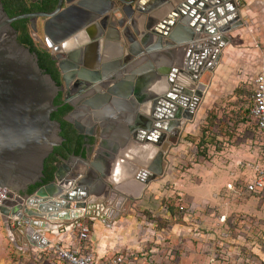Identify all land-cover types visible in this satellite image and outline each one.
Segmentation results:
<instances>
[{
    "label": "rangeland",
    "instance_id": "obj_1",
    "mask_svg": "<svg viewBox=\"0 0 264 264\" xmlns=\"http://www.w3.org/2000/svg\"><path fill=\"white\" fill-rule=\"evenodd\" d=\"M22 1L26 6L34 2ZM113 3L109 19L120 5L116 0ZM235 7L239 24L225 32L229 39L219 48L211 69H201L206 54L192 80H187L179 71L187 65L188 57L177 58V63L173 59L176 72L172 82L199 90L201 95L190 116L181 119L176 134L163 131L158 145H149L138 158H125L129 165L110 186L119 185L124 173H129V178L137 175L136 171L146 168L159 152L157 174L142 182L134 180L127 196L86 201L80 216L90 227V233L80 241L85 250L90 251L103 236L108 247L114 243L124 247L108 252H122L152 264H189L190 259L197 264L207 260L208 264L216 260L217 264H264V188L252 194L242 189L259 141L248 107L252 79L258 72L264 74V0H237ZM44 20H27L26 29L36 48L59 54L56 65L65 54L47 47ZM201 38L203 34L198 42ZM163 43L169 42L165 39ZM146 44L149 47L154 41ZM188 46L175 48L186 53ZM130 60L135 66L141 58L132 56ZM135 80L136 76L132 77ZM171 84L165 82L154 93L160 95ZM147 114V110L142 113ZM3 219L0 216V264H59L45 247L38 251L28 245L14 248ZM12 235L16 245L22 244L17 230Z\"/></svg>",
    "mask_w": 264,
    "mask_h": 264
},
{
    "label": "water",
    "instance_id": "obj_2",
    "mask_svg": "<svg viewBox=\"0 0 264 264\" xmlns=\"http://www.w3.org/2000/svg\"><path fill=\"white\" fill-rule=\"evenodd\" d=\"M113 1L56 0L50 12L36 11L12 17L6 15L0 2V186L21 197V199L16 198L15 206L9 208L8 217L13 219L14 228L26 231L24 234H27L31 228L44 233L55 230L62 224H67L76 217L79 208L85 207L87 194L84 191V183L76 180V174L72 177L54 176L50 182L42 184L31 194H26L28 186L42 181L43 160L51 152L52 147L58 145L61 140L58 135L59 123L49 117L50 113L56 110L52 100L58 90V84H55L50 75L37 65L36 55L31 49L23 27L12 28L11 23L19 19H27L33 23L37 17L44 18L42 32L46 45L53 50H58L59 53H61L58 48L60 45L62 46L79 35L82 36L84 41L65 51L64 58L71 62L69 66L81 65L85 73L91 75L89 78L94 77L92 81L100 83L110 77L107 72H113L112 75L116 77L122 74L119 72L123 65L121 60L131 61L132 56H139L143 51L146 53L159 45V39H157L149 48L146 46L145 50L139 51L132 49L136 48L134 44L132 48L130 46L128 55L124 53L123 38L129 37L128 27L124 25L125 19H129L134 12L140 15L146 14L163 3H168V0H156L149 6L143 7L144 0H116L120 7L115 8L114 11L118 13L121 11L123 18L115 21L107 16L108 11H112L115 6ZM195 3L196 0H183V3L177 6L174 13L180 16L181 22L186 23L190 19V12L187 15L184 12ZM203 9L200 3L194 5L192 12H198L190 19L191 23H196L194 30L214 33L216 37L213 39L215 40L219 36L216 34H221L224 30L231 28L221 20L216 21L217 16L214 19L204 16ZM171 15L166 17L161 25H156L150 33L164 36L169 42L165 43L167 46L177 45L173 38L174 30H168ZM133 20L130 21L131 26H133ZM55 31L57 34H53ZM149 37L150 35L147 34L142 36L141 44L145 46ZM213 39H209L210 45L213 44ZM100 41L101 47H99ZM225 41L226 38L220 37L218 47ZM206 53L203 50V59ZM214 54L213 61L215 62L219 53ZM58 58L59 54L51 56L53 61H57ZM63 63L65 62L61 58L57 66L64 73L65 64ZM132 65L130 63V66ZM112 67L114 69L110 71ZM207 67L208 65L205 64L201 69ZM141 68H146V66L132 69L130 75L142 73ZM159 72L147 73L149 75L148 89L144 99L139 101V103L143 101L145 107L141 110V104L138 103L140 105L138 113H135L134 119L129 121L135 149L129 155L126 153L124 155L126 157L135 156L137 150H147L149 145H158V137H163V131L169 132L170 135L175 133L181 119L190 116L197 98L201 95L199 90L192 91L173 83L176 72L174 68ZM179 73L185 75L180 71ZM125 82L120 81L119 84H125ZM165 82L172 83L171 87L160 95L154 93L158 88L161 89ZM115 85L112 84L106 88L105 98L111 101L117 98L113 92ZM149 99H151L150 105L148 104ZM102 104L100 109L104 110L107 104L104 102ZM144 110L148 111L145 116L142 115ZM97 122L103 127L111 123V116L105 113L102 118L97 119ZM69 123L78 133H81L75 122L69 121ZM80 160L83 159L80 158ZM121 161L123 160L119 159L114 162L111 177L114 176L115 167L119 168V174L122 173ZM159 163L160 153L157 152L147 169L152 171L154 166V173H156L159 171ZM139 172L143 173V170L139 169ZM137 180H139L138 176ZM5 213H7L6 207L0 206V214L5 215ZM43 219L46 221H42ZM26 237L29 238L27 235Z\"/></svg>",
    "mask_w": 264,
    "mask_h": 264
},
{
    "label": "flooded vegetation",
    "instance_id": "obj_3",
    "mask_svg": "<svg viewBox=\"0 0 264 264\" xmlns=\"http://www.w3.org/2000/svg\"><path fill=\"white\" fill-rule=\"evenodd\" d=\"M125 40H127V37ZM125 53L127 54V52ZM51 56L49 54L50 60ZM202 56L203 53L200 55L201 61L203 60ZM121 61L123 65L120 67L119 72H122V74L116 77L114 74L112 75L113 72H107V75H110V77L107 80L101 81L97 90H95L97 82L91 80L94 77L89 78L91 75L85 73L81 65L78 64L76 67L73 65L69 66L71 62L63 58V62H65L63 63L65 64L63 73L58 69L57 64L55 65V61H53L54 67L57 69V75L52 80L55 84H58V90L52 100V104L56 106V110L51 112L49 117L51 120L59 123L58 135L61 140L58 145L52 147L51 152L43 160L42 179L51 170V179L48 182L53 180L54 176L72 177L74 174H76L75 177L78 182L80 180L82 183L90 182L91 179L89 178H91L92 173L89 171L84 175H79L78 169L83 162L87 161L88 155H92L93 152L97 155V161L94 162V166L98 167L97 175L101 179H108L111 175L113 160L116 159L115 152L109 150H128L130 149L129 147L135 149V143L131 135L132 132L129 129V121L130 119H134L135 113H138V108L141 107V110L144 108L143 101L141 103L139 101L143 100L146 96L149 75L143 72L130 75V71L133 69L130 66L131 61L128 59ZM200 63L197 64V67ZM197 67L194 68L196 69L194 73L197 72ZM113 69L114 67L110 71H113ZM134 76H136V80L132 81V77ZM120 81L126 82L125 84H119ZM112 84H116L113 87V92L117 96V98H113V101L105 98V93L107 94L106 88L109 85L112 86ZM110 95H112V92H110ZM102 102L107 104L104 110L100 109L103 105ZM61 109H63V112L60 114ZM105 113L111 116V123L102 127L97 122V119L102 118ZM68 120L72 122L76 120L75 123L78 126L80 125L81 133H78ZM103 143V148H106L108 151L103 150ZM143 151L145 150H137L134 158L142 155ZM102 157L107 159H103ZM80 158L83 160H80ZM121 162L124 164V166L121 165L123 172L129 163L124 160ZM124 187L129 189L131 186L127 183ZM95 189V186L90 188L85 187L84 191L87 194V201H94L98 198L97 193L100 190ZM110 189L111 194H109V198L112 200L118 195V192L113 190L112 187Z\"/></svg>",
    "mask_w": 264,
    "mask_h": 264
},
{
    "label": "crops",
    "instance_id": "obj_4",
    "mask_svg": "<svg viewBox=\"0 0 264 264\" xmlns=\"http://www.w3.org/2000/svg\"><path fill=\"white\" fill-rule=\"evenodd\" d=\"M155 1L156 0H144L143 7L149 6L150 4H152ZM181 3H183V0H177V1L168 0L167 4L163 3L162 5L158 6L154 10H152L151 12H148L146 14H141V15L138 14L137 12H134L133 15H131V17L129 19H125L124 25L128 27L127 32H128L129 37L127 38V40H125V38H123L124 53L127 52V54H128V52L130 50V46H133V44H135V46H136V48L131 47L133 50L134 49H138L139 51L145 50L144 47H141L139 42L142 39V36H144L146 34L148 36L150 35L147 42L154 41V43H155L156 40L159 39V45L158 46H156L155 48H151V50H149L146 53H144V51H143V53H141V55H139V57L141 58V60L139 61L140 64L138 63L139 65L136 64L135 66L132 65L133 69L138 68L140 66H144L146 63H149V65H151V69L147 70V68H141L143 73H148L150 71H154L156 73V72H159L161 70H171L173 67H174V69L176 68L175 66H172V65H175V63H177V61H178L177 58L180 59L181 57L182 58L188 57V61H187L188 63L186 62L187 65L185 64V67L180 71L181 73L185 74V75H182V74L181 75L187 79L190 77V72L194 68L197 67V64L199 62H202L200 60V55L203 53V50H205V52H207L206 53L207 54V57H206L207 60L201 65L207 64L208 65L207 69H211L214 66V64L216 63L213 61L215 59L214 53L215 52L219 53V51H218L219 48H221L222 45H224V42H223V43H221L220 47H218V44H219L218 42L220 41V37L226 38V41H227L229 39V35L225 34V32H227V30H224L221 34H216L219 36H217L218 38H216L214 40L213 38L216 37V36H214V33H206L205 31L194 30L193 27L196 23H194V22L191 23L190 19H192L195 16V14L198 12H192V11L194 9V5L196 3H200L204 7V9L202 10V13L204 14V16L212 17L213 19L215 18V16H217V18L215 19L216 21L221 20L222 22H224L225 25H227L228 27L231 26V28H233L239 24V20H238L239 13L235 7L234 1L233 0H196V3L194 5L193 4L190 5L188 7V9L184 12L185 15H187L189 12L191 14V17H189L190 19L187 20L186 23L181 22L180 16L177 13H174L177 6ZM119 7L120 6L118 5L117 8H119ZM119 12L120 13L116 12L115 14H112L110 19H114L115 21H117L120 18H123V14L121 13V11H119ZM170 14H172V15L170 16L171 20H170L168 30L169 31L174 30L173 38H174V41L177 42V45H175V46H173V45L167 46V45H165V43L162 44V42H163V40H165V38H164V36H161L158 33L157 34H150L151 30L154 29L156 25H161V23L164 21V19L166 17H169ZM132 19H134L133 20V26L130 25L131 24L130 21ZM203 23H205V21H203ZM147 24H148V27H147ZM231 28H229V29H231ZM202 34H203L204 38H201L200 42H198L199 41L198 40L199 35H202ZM210 38L213 39L212 40L213 44H211V45L209 44ZM181 44L182 45L183 44L189 45L187 47V49L190 51H187L186 53L185 52L181 53V51L183 50L182 48H175ZM146 45L147 44H145V47H146ZM201 45H203V46H201ZM147 48H149V47L147 46ZM189 53H190V55L188 56ZM219 55H220V53H219ZM173 59H177V60H175V63H173ZM175 71H176V69H175ZM258 73H262V72H258ZM174 134H176V133H173L172 135H174ZM158 139H159V137H158ZM103 147H104V143H103L102 148ZM133 149H131V151H133ZM103 150L108 151V150H106V148H103ZM109 151L115 152V154H116V159L113 160L112 166L114 165V162L118 161L119 159L126 161L125 158H127L128 156L126 157L124 155L126 153L128 155L131 153L129 149L128 150L124 149V150H119V151H112V150H109ZM103 159H107V158L104 157ZM86 160L87 161L83 162V164L79 167L78 174L84 175V174H86V172H89V171L92 174H91V178H89V179H91L90 182H86L83 185L85 187H88V188L95 186V188H96L95 190H100V192L97 193L98 198L99 197H105V198L109 197V194H111L110 193V190H111L110 184L113 182L114 179H112L111 176L108 177V179H101L97 175L98 167L94 166V162L97 161V155L94 154V152L92 155L89 154ZM112 166H111V170H112ZM147 166H149V164ZM147 166L144 169L139 168V169L143 170V173L139 172V169H138L135 173L137 175H133L130 178H129V173H124V175L126 177L124 178V176H123V179L120 180L119 185L112 186V189L116 190L118 192L117 196H120V197L127 196L128 195L127 192L129 189L124 187V185L128 183L131 186V188H133V185H134L133 182H134V180H137V176H138L139 180L142 182V181H144L143 179L148 177V175H150V177H148V178H151L153 175H155L159 172L158 171V172L154 173L155 167L153 166L152 171H150L147 169ZM159 169H160V167H159ZM132 196H134V195H132ZM93 198H95V197L93 196ZM0 216H2L4 218L3 224H4L5 230L7 232V237L9 238V240L11 239L10 241L13 245H16L17 243L12 239L13 238L12 232H15L16 230L11 228L12 225H10L11 233L8 234V232H10V231H8L9 227L7 225V218L9 216L8 212L5 213V215L0 214ZM42 221H46V219H43ZM9 223H11V222H9ZM24 231H21L20 229L18 231L21 235L22 244H20L21 242H19V244L16 245L17 248H20L19 246H21V245H23V247H25L27 245L28 246L31 245L30 247H32L35 251H38L40 246H44L45 244H47V241L42 242V239H41L42 236L45 237L44 239H46V240L48 239L49 242H51V243L57 241L60 238L59 235L56 236L54 233H52V232L49 233L48 231H46L44 233H39L38 230H36L34 228L29 229L27 234H24ZM34 231H35V234H34ZM25 233H26V231H25ZM26 235L28 237L30 236V241H29V238L27 239ZM64 235L66 236L67 233H65ZM102 238H103V236L100 237V240H98L97 244H93L92 248L89 249L95 256H97V257L108 256L109 254L112 253V252H108L109 250H119L120 251V250L124 249V247H122L118 243L111 244V246L112 245L113 246L108 247L109 245H105L106 243L104 240H102ZM116 252H118V251H116ZM152 263H153V261H149V263H147L144 259L143 260H136V259H133L132 257H129L127 264H152ZM189 264H197V262L196 261L191 262V259H190ZM202 264H208V260L205 262L203 261Z\"/></svg>",
    "mask_w": 264,
    "mask_h": 264
},
{
    "label": "built area",
    "instance_id": "obj_5",
    "mask_svg": "<svg viewBox=\"0 0 264 264\" xmlns=\"http://www.w3.org/2000/svg\"><path fill=\"white\" fill-rule=\"evenodd\" d=\"M233 1L236 3L237 0ZM248 115L253 120L254 128L259 138L255 157L249 164L251 174L242 185L245 194H252L264 188V75L262 73H257L252 79ZM16 198L21 199V197L11 193L7 188L0 186V206L6 207L7 212L9 208L15 206ZM9 201L13 204L10 205ZM82 212L83 208H79L76 217L71 219L69 223L62 224L57 229L48 231L60 236L57 241L51 243L42 236V242L47 241V244L40 246L39 249L42 247L47 248L57 258L59 264H127L130 255L114 252L108 256L97 257L91 251H87L80 246V241H84L90 233V227L87 222L80 220ZM12 221L13 219L10 217L7 218L9 229L13 228L19 231V229L13 227ZM10 225H12L11 228ZM8 231H10L8 232L10 234L11 230ZM65 233H67L66 236L64 235ZM14 248H17V246L15 245ZM213 261L214 256L210 258V262ZM217 262L218 260L213 264H217Z\"/></svg>",
    "mask_w": 264,
    "mask_h": 264
},
{
    "label": "trees",
    "instance_id": "obj_6",
    "mask_svg": "<svg viewBox=\"0 0 264 264\" xmlns=\"http://www.w3.org/2000/svg\"><path fill=\"white\" fill-rule=\"evenodd\" d=\"M2 8L8 17H12L18 14L30 13V12H50L55 6L56 0H40L34 1L26 6L22 0H0ZM27 19H19L11 23L12 28L23 27L26 36L29 40L30 46L34 54L36 55L37 65L45 73L49 74L51 79H54L57 75V71L54 67V62L49 59V54L47 52L41 51L36 48L32 43L30 36L28 35L26 29ZM63 112V109L60 110V114ZM51 179V170L48 172L47 176L42 179L40 183H35L34 185L28 186L26 193L31 194L37 187L42 184L48 183Z\"/></svg>",
    "mask_w": 264,
    "mask_h": 264
},
{
    "label": "bare ground",
    "instance_id": "obj_7",
    "mask_svg": "<svg viewBox=\"0 0 264 264\" xmlns=\"http://www.w3.org/2000/svg\"><path fill=\"white\" fill-rule=\"evenodd\" d=\"M53 34H57V31H55ZM82 41H84V38H82V36H77L75 39H72L71 41H69V42H67V43H65V44H63L62 46L60 45L58 48H59V51L62 53H64L65 51H67V50H70L72 47H74L75 45H78V43H81ZM175 42V41H174ZM175 43H177V42H175ZM133 46H134V44H133ZM132 47V46H131ZM112 55V54H111ZM145 66H146V68H147V70L148 69H151V65H149V63H146L145 64ZM204 66V65H203ZM62 68H64V67H62ZM202 68V67H201ZM194 70L195 69H193L191 72H190V77L189 78H187V80H192V79H190L192 76V74L194 73ZM197 71H198V69H197ZM136 74V73H135ZM96 85H97V87H96V90L98 89V85H99V83H96ZM177 90H179V89H177ZM97 96H98V94H96ZM145 107V106H144ZM146 119H148V120H150V118H146ZM76 121V120H75ZM74 121V122H75ZM77 124V123H76ZM78 125V124H77ZM80 126V125H79ZM160 136H159V140H160ZM158 141V140H157ZM114 178L116 177V176H118L119 175V168H116L115 167V171H114ZM62 175H59V177H61ZM144 180V179H143Z\"/></svg>",
    "mask_w": 264,
    "mask_h": 264
}]
</instances>
